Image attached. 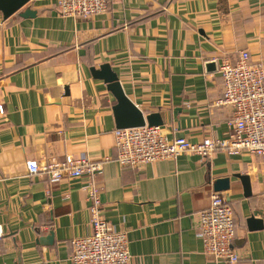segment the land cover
<instances>
[{"label":"crops","instance_id":"0c3cea01","mask_svg":"<svg viewBox=\"0 0 264 264\" xmlns=\"http://www.w3.org/2000/svg\"><path fill=\"white\" fill-rule=\"evenodd\" d=\"M26 9L36 15L21 17ZM242 51L264 65V0H119L89 19L62 16L55 0H32L8 19L0 12V264H72V241L89 234L88 179L52 184L27 167L68 156L104 162L102 214L128 233L131 264H227L197 237L226 180L219 193L233 210L236 264L261 263V160L218 150L121 167L117 101L91 73L110 65L145 117L160 115L169 140H224L232 110L217 104L220 66Z\"/></svg>","mask_w":264,"mask_h":264},{"label":"built area","instance_id":"2783aa9c","mask_svg":"<svg viewBox=\"0 0 264 264\" xmlns=\"http://www.w3.org/2000/svg\"><path fill=\"white\" fill-rule=\"evenodd\" d=\"M62 16L89 19L105 13L119 0H55ZM223 81L218 105L230 107L227 121L229 137L224 140L206 138L192 143L185 138L169 140L161 127L145 125L139 128L115 130L118 163L123 168H139L147 164L176 159L183 153L209 157L222 150L230 155L247 152L261 160L264 171V65L252 63L248 51H242L234 63L224 59L220 66ZM0 113H4L0 105ZM104 162L68 156L62 162L43 166L36 161L27 163L31 175L44 173L50 183L65 177H87L91 219L85 225L89 234L72 241V264H131L129 238L126 231H115L102 214L101 188L96 182ZM197 237L207 256L218 262L236 264L240 256L233 248L236 238L232 207L223 194L213 192L209 207L200 213ZM4 237L0 225V249ZM264 264V260L259 263Z\"/></svg>","mask_w":264,"mask_h":264},{"label":"water","instance_id":"95a60500","mask_svg":"<svg viewBox=\"0 0 264 264\" xmlns=\"http://www.w3.org/2000/svg\"><path fill=\"white\" fill-rule=\"evenodd\" d=\"M32 0H0V12L4 19H8L13 14L19 12ZM23 18H32L36 15L35 11L26 9L20 14ZM95 79L104 80L107 89L115 97L117 104L114 107L117 129L139 128L146 124L150 127H161L163 121L159 114H150L145 117L144 113L126 96L119 81L118 75L112 71L110 65H102L99 69L91 70ZM219 184H226L224 187H218ZM228 181H218L215 185V191L228 190ZM52 242V238H50Z\"/></svg>","mask_w":264,"mask_h":264}]
</instances>
